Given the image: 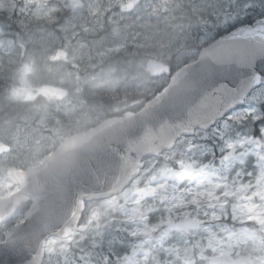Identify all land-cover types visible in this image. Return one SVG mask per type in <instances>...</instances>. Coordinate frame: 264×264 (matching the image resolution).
<instances>
[{
	"label": "rangeland",
	"instance_id": "rangeland-1",
	"mask_svg": "<svg viewBox=\"0 0 264 264\" xmlns=\"http://www.w3.org/2000/svg\"><path fill=\"white\" fill-rule=\"evenodd\" d=\"M3 0H0V4ZM29 5H41L43 7L35 8L34 13L39 18L44 20L55 19H71L66 23L64 31L71 30L70 34H66L68 37H74L78 45H81V39H79L78 33L83 30L81 27L76 30L78 26H87L84 20H94L95 17H99L98 20H115L111 18L105 7L111 8L118 12L116 3L113 0H84L85 6L78 14H67L66 11L70 10L67 0H24ZM119 5H125V0H117ZM52 2V7L48 8V5ZM104 3L107 6L103 7ZM102 5L98 7L96 5ZM194 12L200 13L201 8L192 7ZM73 11V10H72ZM75 12V11H74ZM240 13H244L242 8L239 9ZM132 15V22L141 24L146 28H140L133 26L132 23L122 24L124 28L128 29L127 34L135 35L127 41L126 45H134V50L140 51L145 46H152L155 52L144 51L143 55H155L160 58H168L172 60L173 52L178 47L180 39L186 41V36L181 38L177 37L175 32L170 34H164L162 37H154L152 29L160 31L162 25L169 20V18L162 16L152 17L140 16L138 12L130 13ZM94 22L89 25L88 31L91 34V28L94 26ZM113 25L112 23H110ZM93 25V26H92ZM91 27V28H90ZM152 28V29H150ZM37 31V30H36ZM180 32V29L177 30ZM139 34V35H138ZM48 35L55 40L53 33L48 32ZM0 37L3 34L0 33ZM77 50V48H75ZM113 52L109 50H92L90 56L104 59ZM165 55H168L165 57ZM184 52H180V58H183ZM147 77L144 75V82ZM159 85L161 79L158 80ZM166 81V78H164ZM62 83L68 85L71 91L74 93L77 89L84 87V84L70 83L62 80ZM144 90H147L144 88ZM148 91V90H147ZM74 97L79 98L80 112L78 115H87L90 109L91 94L85 91H76ZM20 98L15 91L11 94L10 102L15 105L16 99ZM264 86H261L253 91L249 97L247 104L232 113H230L223 121L212 129L205 131L204 133L197 132L195 137L187 138L184 143L180 144L178 151L180 155H176L174 152L172 155L167 156L166 159L174 157L175 164H164L158 169L157 175H161L160 190L167 191L170 196L167 200L169 209L176 210L181 209L184 202L182 196L189 200L190 193L193 192L194 204L191 207H198L202 209V204L196 200L197 192L205 191L207 193V203L215 200L216 192L219 190L222 195L228 197H235V202L232 205L233 217H238L240 222L245 224H238V226H232V223H222L219 230L217 225L209 226L200 235L205 234V240L207 244L201 245L199 257L204 259L206 256L213 257L221 254H229L233 256H239L244 254L254 258L256 264H264V142L261 138H257L253 133V128L258 127L259 133L264 137V121L260 120V117L264 116ZM84 110H87L84 113ZM33 112L23 114L22 119L28 124L33 122V119L29 118ZM255 121V124H253ZM26 124V125H28ZM23 124H0V141L9 143L11 145V152L7 154L3 159H0V192H7L11 190L12 186L7 181V169L12 165H21L33 162L37 159L38 155L30 154L29 136L25 131L21 135V130L25 128ZM182 167V168H180ZM190 170V177L188 181L192 179L191 176L199 178L194 182V187L187 189V187H181L179 183L175 188L176 180L174 176L177 173H181L184 176H188V170ZM207 183V186L205 185ZM202 185L206 187H201ZM159 190V191H160ZM152 191V190H151ZM144 196H147L146 191ZM121 197L125 198L123 201H131L127 203L125 209L126 225L132 228L133 231H143L154 225H150L149 219L146 214L152 209L153 205L148 204L145 207H141L140 195H137L135 187H130ZM108 201L104 202L105 204ZM222 205V201L220 202ZM112 209L121 207L119 202L111 203L109 205ZM157 209V208H153ZM189 210H182V214H188ZM204 214L209 217L217 216L216 211L202 210ZM197 213L196 215H199ZM254 218H260L263 221L261 231L256 230L253 225L247 223L252 222ZM234 227V228H232ZM218 234L219 236H217ZM103 235L97 233H88L75 243L74 246H68L66 241H57L59 246L57 250L53 247L47 249L48 252L56 254L52 256L50 253L45 260L44 264H102L104 261L111 260L110 257L102 255L98 250L93 251L94 247H89L88 244L100 245ZM200 240V239H199ZM153 246L158 247L163 244V238L158 237L153 240ZM110 243V242H106ZM147 245L144 248H132L129 247L120 256H114L115 262L113 264H159L156 258L152 259L150 263L146 261L148 251L153 247ZM178 247V245H176ZM62 248V249H60ZM191 249V246H189ZM211 252H206L207 250ZM95 252L96 254H92ZM209 253V255H208ZM135 257L139 258V262Z\"/></svg>",
	"mask_w": 264,
	"mask_h": 264
},
{
	"label": "water",
	"instance_id": "water-1",
	"mask_svg": "<svg viewBox=\"0 0 264 264\" xmlns=\"http://www.w3.org/2000/svg\"><path fill=\"white\" fill-rule=\"evenodd\" d=\"M72 8H77L80 3L76 0H70ZM251 39L243 41L229 40L230 36L219 40L215 45L211 46L213 52H207L206 55L213 54L214 62L211 70V76L208 81L201 80L200 76H196L187 68L181 69L186 77V81L175 88L176 98L168 99L169 103L152 104L148 108L149 119L148 124L151 125L153 134L159 141L158 148L164 145L171 146L173 141L181 134L189 135L193 133L194 128H206L213 124L217 118L230 108L242 102L244 95L250 88L252 80L264 79V32L256 31ZM226 40V41H225ZM231 43L232 49L229 59L227 55L229 49L225 46ZM176 100V101H174ZM151 139L150 141H156ZM131 145L123 146L118 156L135 157L137 153L144 152L147 148H151L149 144H139L133 138ZM2 147L0 146V151ZM130 169L118 170L121 174L127 175ZM32 172L27 171L17 179L22 184L21 192L27 194L30 186L28 178ZM83 171L75 166L69 178L63 180L58 186L52 188L48 184L37 186L40 196H55L64 199L71 194L69 202L65 204L57 214L61 221V231H65V235L76 232L74 227L68 223L75 216L74 207L77 199L81 196L88 198L94 194L101 192L110 182L101 169L97 166L90 168L89 171ZM95 216L99 213L94 210ZM260 224V222H257ZM83 230V229H80ZM17 233H14L16 236ZM38 240V237L36 238ZM209 264H246L244 260H231L223 257L220 260L215 259Z\"/></svg>",
	"mask_w": 264,
	"mask_h": 264
},
{
	"label": "flooded vegetation",
	"instance_id": "flooded-vegetation-1",
	"mask_svg": "<svg viewBox=\"0 0 264 264\" xmlns=\"http://www.w3.org/2000/svg\"><path fill=\"white\" fill-rule=\"evenodd\" d=\"M259 3H262L264 4V0H259ZM250 24H255V25H258V24H264V13L261 14L260 18L254 20V21H250L249 22ZM89 35H90V32H89ZM102 117V115H101ZM100 117V118H101ZM99 118V119H100ZM64 127H65V133H64V136L63 137H66L68 135H71L72 133L76 132L77 129H75L72 125H70L69 123H65L64 124ZM42 160V159H41ZM27 206L28 204L25 203Z\"/></svg>",
	"mask_w": 264,
	"mask_h": 264
},
{
	"label": "bare ground",
	"instance_id": "bare-ground-1",
	"mask_svg": "<svg viewBox=\"0 0 264 264\" xmlns=\"http://www.w3.org/2000/svg\"><path fill=\"white\" fill-rule=\"evenodd\" d=\"M95 25V24H94ZM93 26V25H92ZM91 28V27H90ZM89 29V28H88ZM90 31V30H89ZM80 39V38H79Z\"/></svg>",
	"mask_w": 264,
	"mask_h": 264
}]
</instances>
